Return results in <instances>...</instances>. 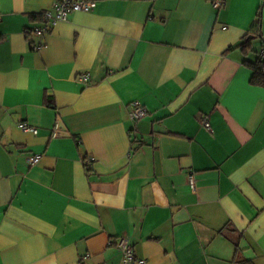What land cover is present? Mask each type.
<instances>
[{"label": "crops", "instance_id": "obj_1", "mask_svg": "<svg viewBox=\"0 0 264 264\" xmlns=\"http://www.w3.org/2000/svg\"><path fill=\"white\" fill-rule=\"evenodd\" d=\"M54 3L0 0V264H120L121 236L146 264H264V0H96L29 32Z\"/></svg>", "mask_w": 264, "mask_h": 264}, {"label": "built area", "instance_id": "obj_2", "mask_svg": "<svg viewBox=\"0 0 264 264\" xmlns=\"http://www.w3.org/2000/svg\"><path fill=\"white\" fill-rule=\"evenodd\" d=\"M212 6L216 9L222 8L227 0H210ZM96 7V0H55L54 6L52 9L47 10L43 13L44 23L41 27H36L29 32L37 34L39 36H44L51 31L54 25L58 22H65L68 20L69 15L74 12H90ZM1 20V18H0ZM42 44L37 47H41ZM262 64V72L264 74V50H261L259 53ZM80 79L84 82L89 80L88 74H82ZM132 110L130 112V119L132 121L140 120L148 115L147 108L140 101H133L131 103ZM201 124L210 129V121L208 116L201 117ZM21 128L24 131L37 133L38 130L36 127L31 126L27 123H22ZM59 126L56 124L53 127L52 133L53 136L58 134ZM40 160V156L35 155L29 158L31 164H36ZM189 184L194 187L195 185V173L191 172L188 175ZM117 247L121 252V262L120 264H146L144 258H140L136 255L135 250L130 243L128 237L121 236L118 239Z\"/></svg>", "mask_w": 264, "mask_h": 264}, {"label": "trees", "instance_id": "obj_3", "mask_svg": "<svg viewBox=\"0 0 264 264\" xmlns=\"http://www.w3.org/2000/svg\"><path fill=\"white\" fill-rule=\"evenodd\" d=\"M246 44H247L246 42L242 44V47H244V49H245V46H247ZM262 64H263V61L261 60V58L259 56L257 63L254 64L255 73H254L253 78H252V82L255 84L264 85V74H263L262 69H261Z\"/></svg>", "mask_w": 264, "mask_h": 264}]
</instances>
